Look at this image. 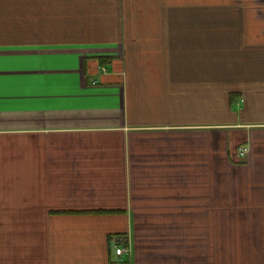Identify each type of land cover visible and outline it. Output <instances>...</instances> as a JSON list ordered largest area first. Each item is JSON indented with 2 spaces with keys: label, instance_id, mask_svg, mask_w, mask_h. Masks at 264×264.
I'll return each mask as SVG.
<instances>
[{
  "label": "crops",
  "instance_id": "crops-1",
  "mask_svg": "<svg viewBox=\"0 0 264 264\" xmlns=\"http://www.w3.org/2000/svg\"><path fill=\"white\" fill-rule=\"evenodd\" d=\"M0 264H264V0H0Z\"/></svg>",
  "mask_w": 264,
  "mask_h": 264
},
{
  "label": "built area",
  "instance_id": "built-area-1",
  "mask_svg": "<svg viewBox=\"0 0 264 264\" xmlns=\"http://www.w3.org/2000/svg\"><path fill=\"white\" fill-rule=\"evenodd\" d=\"M245 151H246L245 147L241 148V153H244ZM129 250H130L129 247H126V246H116L115 247V252L117 254H122L124 252H129Z\"/></svg>",
  "mask_w": 264,
  "mask_h": 264
},
{
  "label": "rangeland",
  "instance_id": "rangeland-1",
  "mask_svg": "<svg viewBox=\"0 0 264 264\" xmlns=\"http://www.w3.org/2000/svg\"><path fill=\"white\" fill-rule=\"evenodd\" d=\"M114 89H116L117 90V88H114ZM116 96H117V99H115V101H118V98H119V95H118V93L117 92H115L114 93ZM103 102V104H104V106H105V108H109L108 106L111 104V102L112 101H110V102H107L106 100L105 101H102ZM112 106L113 105H110V107L112 108ZM107 115V114H106ZM247 150V149H246ZM246 152V151H245Z\"/></svg>",
  "mask_w": 264,
  "mask_h": 264
},
{
  "label": "trees",
  "instance_id": "trees-1",
  "mask_svg": "<svg viewBox=\"0 0 264 264\" xmlns=\"http://www.w3.org/2000/svg\"><path fill=\"white\" fill-rule=\"evenodd\" d=\"M104 60H106V59H101L102 62H103Z\"/></svg>",
  "mask_w": 264,
  "mask_h": 264
}]
</instances>
